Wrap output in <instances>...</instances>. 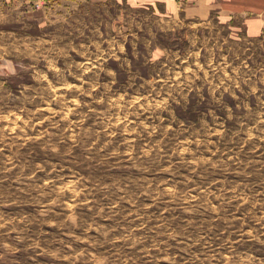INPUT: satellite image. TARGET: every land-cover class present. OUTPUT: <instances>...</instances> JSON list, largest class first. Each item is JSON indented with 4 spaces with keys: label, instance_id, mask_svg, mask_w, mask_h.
Wrapping results in <instances>:
<instances>
[{
    "label": "rangeland",
    "instance_id": "1",
    "mask_svg": "<svg viewBox=\"0 0 264 264\" xmlns=\"http://www.w3.org/2000/svg\"><path fill=\"white\" fill-rule=\"evenodd\" d=\"M0 264H264V32L0 0Z\"/></svg>",
    "mask_w": 264,
    "mask_h": 264
},
{
    "label": "crops",
    "instance_id": "2",
    "mask_svg": "<svg viewBox=\"0 0 264 264\" xmlns=\"http://www.w3.org/2000/svg\"><path fill=\"white\" fill-rule=\"evenodd\" d=\"M148 9L157 16L187 20H215L229 32L256 39L264 32V0H114Z\"/></svg>",
    "mask_w": 264,
    "mask_h": 264
},
{
    "label": "trees",
    "instance_id": "3",
    "mask_svg": "<svg viewBox=\"0 0 264 264\" xmlns=\"http://www.w3.org/2000/svg\"><path fill=\"white\" fill-rule=\"evenodd\" d=\"M126 51H129V47L126 45ZM129 56V55H128ZM132 57H130V65L132 66ZM114 69V71L116 72V73H118V69L116 68V67H114L113 68ZM140 74H142V73H140ZM185 108H186V106H185ZM187 112V116H186V118H192V119H195V115H193V114H191V113H189V111H186ZM178 116H179V114H178ZM184 118H185V116H184Z\"/></svg>",
    "mask_w": 264,
    "mask_h": 264
}]
</instances>
